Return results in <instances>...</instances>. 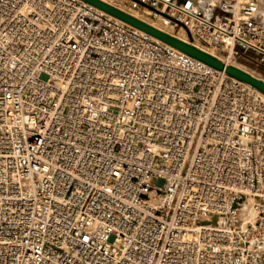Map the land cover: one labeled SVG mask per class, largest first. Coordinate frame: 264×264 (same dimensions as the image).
I'll return each instance as SVG.
<instances>
[{"label":"built area","instance_id":"built-area-1","mask_svg":"<svg viewBox=\"0 0 264 264\" xmlns=\"http://www.w3.org/2000/svg\"><path fill=\"white\" fill-rule=\"evenodd\" d=\"M127 2L264 70L263 0ZM0 264H264V94L82 0H0Z\"/></svg>","mask_w":264,"mask_h":264},{"label":"water","instance_id":"water-1","mask_svg":"<svg viewBox=\"0 0 264 264\" xmlns=\"http://www.w3.org/2000/svg\"><path fill=\"white\" fill-rule=\"evenodd\" d=\"M86 3H89L104 12L110 14L111 16L122 20L123 22L138 28L151 36L179 49L180 51L212 66L215 69L224 71L227 75L234 77L242 82H245L252 87L259 90L264 94V79H260L256 76L251 75L250 73L242 70L239 67L225 64L220 61L217 57L212 54L207 53L206 51L196 47L191 42L184 41L180 38H177L169 33H166L145 21L138 19L129 13L103 1V0H82Z\"/></svg>","mask_w":264,"mask_h":264},{"label":"bare ground","instance_id":"bare-ground-1","mask_svg":"<svg viewBox=\"0 0 264 264\" xmlns=\"http://www.w3.org/2000/svg\"><path fill=\"white\" fill-rule=\"evenodd\" d=\"M127 13H129L130 15L138 18V19H141L143 21H145L146 23H149L150 25L166 32V33H169L177 38H180L184 41H187V39L180 33L178 34H175L173 33V29H172V26L171 24L163 17H160L158 19H152L142 13H140L139 11H137L136 9L132 8L128 3L129 6L125 5V1L127 0H103ZM197 3L201 4L203 2V0H195ZM118 19V18H117ZM120 20V19H119ZM122 21V20H121ZM193 45H195L196 47L206 51L207 53L209 54H212L213 56L217 57L220 61L224 62L225 64H229V65H233V66H236V67H239L241 68L242 70L250 73L251 75L253 76H256L258 78H260V76H257L256 74H254L253 72L249 71L246 67H244L242 64L240 63H231L229 61H227L226 59L222 58L218 53L212 51L211 49H208V48H205L197 43H192ZM262 79V77L260 78ZM264 79V78H263Z\"/></svg>","mask_w":264,"mask_h":264},{"label":"rangeland","instance_id":"rangeland-1","mask_svg":"<svg viewBox=\"0 0 264 264\" xmlns=\"http://www.w3.org/2000/svg\"><path fill=\"white\" fill-rule=\"evenodd\" d=\"M205 1H207V0H203V2H205ZM202 2V3H203ZM128 2L127 1H125V5H127V6H129L128 4H127ZM201 3V4H202ZM263 7H264V0H263ZM173 31V33H175V34H178V32L176 31V30H172ZM240 64H242L244 67H246L249 71H251V72H253L254 74H256L257 76H260V78L262 77V79L264 78V70L263 69H255L252 65H250V64H246V63H243V62H240Z\"/></svg>","mask_w":264,"mask_h":264}]
</instances>
